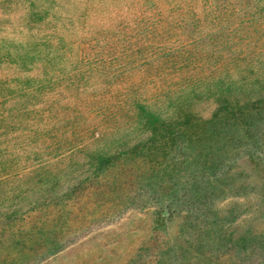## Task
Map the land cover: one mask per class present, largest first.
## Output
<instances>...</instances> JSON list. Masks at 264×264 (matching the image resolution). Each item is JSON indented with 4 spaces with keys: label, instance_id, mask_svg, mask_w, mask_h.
<instances>
[{
    "label": "trees",
    "instance_id": "trees-1",
    "mask_svg": "<svg viewBox=\"0 0 264 264\" xmlns=\"http://www.w3.org/2000/svg\"><path fill=\"white\" fill-rule=\"evenodd\" d=\"M63 1L70 2L0 0V236L27 214L64 204L80 187L104 182L120 164L143 159L155 187L129 200L147 205L160 200L169 216L181 215L180 236L205 237L186 264H264V235L237 233L239 215L216 211L242 160L264 166V46L223 50L199 73L178 63L184 53L170 57L181 73L163 80L155 94H133L128 104L133 118L123 129L67 157L28 171L21 167L23 158L38 159V145L47 144L49 132L40 128L52 123L47 95L56 81L52 74L74 50L57 28L62 14L73 10ZM18 10L23 13L14 22ZM205 42L202 52L209 49ZM19 139L35 141L24 156L13 150L12 141ZM157 217L159 227L166 222L164 208Z\"/></svg>",
    "mask_w": 264,
    "mask_h": 264
},
{
    "label": "rangeland",
    "instance_id": "rangeland-1",
    "mask_svg": "<svg viewBox=\"0 0 264 264\" xmlns=\"http://www.w3.org/2000/svg\"><path fill=\"white\" fill-rule=\"evenodd\" d=\"M62 4L73 10L60 15L63 25L57 28L74 50L52 74L56 81L47 94L52 123L40 128L49 132L47 144L38 145V159L23 158L21 167H28L27 171L123 129L133 118L128 105L133 94H155L163 80L181 73L170 57L184 53L178 63L184 61L191 73H199L209 68L207 59L223 50L237 48L241 53L264 46V0H70ZM22 13L16 11L12 20ZM215 37L217 41H208ZM203 40L208 44L206 52L199 49ZM48 106L40 108L48 110ZM12 143L13 150L24 156L23 149L32 148L35 141ZM146 163L137 159L120 164L104 182L80 187L64 204L27 214L11 233L0 236V264H186L197 255V244L205 243V237L180 236L181 215L169 216L167 204L160 200H149L148 205L129 200L130 194L147 195L155 187ZM238 166L233 172L236 180H229L232 185L216 211L224 217L233 211L239 215L235 232L262 236L264 166L246 160ZM161 208L166 222L156 227Z\"/></svg>",
    "mask_w": 264,
    "mask_h": 264
}]
</instances>
